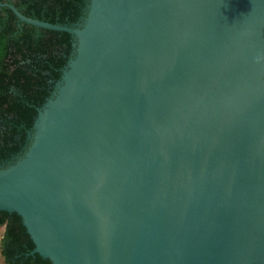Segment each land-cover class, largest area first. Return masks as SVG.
<instances>
[{
  "label": "water",
  "instance_id": "95a60500",
  "mask_svg": "<svg viewBox=\"0 0 264 264\" xmlns=\"http://www.w3.org/2000/svg\"><path fill=\"white\" fill-rule=\"evenodd\" d=\"M0 169L51 264H264V0H87Z\"/></svg>",
  "mask_w": 264,
  "mask_h": 264
},
{
  "label": "trees",
  "instance_id": "16d2710c",
  "mask_svg": "<svg viewBox=\"0 0 264 264\" xmlns=\"http://www.w3.org/2000/svg\"><path fill=\"white\" fill-rule=\"evenodd\" d=\"M6 1L29 18L59 25L79 23L88 4L87 0ZM73 44L67 33L21 24L9 9L0 12V169L24 153L38 110L59 82ZM3 227L1 256L6 264H51L31 255L35 245L17 214L0 212Z\"/></svg>",
  "mask_w": 264,
  "mask_h": 264
},
{
  "label": "rangeland",
  "instance_id": "374dc122",
  "mask_svg": "<svg viewBox=\"0 0 264 264\" xmlns=\"http://www.w3.org/2000/svg\"><path fill=\"white\" fill-rule=\"evenodd\" d=\"M4 230H5L4 227L0 228V264H6L4 259L1 256V239H2V236H3Z\"/></svg>",
  "mask_w": 264,
  "mask_h": 264
},
{
  "label": "flooded vegetation",
  "instance_id": "af4514ba",
  "mask_svg": "<svg viewBox=\"0 0 264 264\" xmlns=\"http://www.w3.org/2000/svg\"><path fill=\"white\" fill-rule=\"evenodd\" d=\"M0 4H9V3L6 0H3L2 2H0ZM3 9H7V8L0 7V12H2Z\"/></svg>",
  "mask_w": 264,
  "mask_h": 264
}]
</instances>
